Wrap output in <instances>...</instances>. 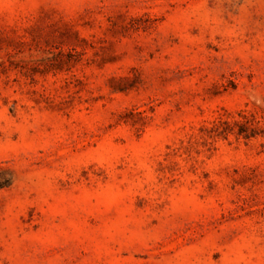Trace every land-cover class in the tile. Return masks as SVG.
<instances>
[{"label":"rangeland","instance_id":"rangeland-1","mask_svg":"<svg viewBox=\"0 0 264 264\" xmlns=\"http://www.w3.org/2000/svg\"><path fill=\"white\" fill-rule=\"evenodd\" d=\"M0 264H264V0H0Z\"/></svg>","mask_w":264,"mask_h":264}]
</instances>
